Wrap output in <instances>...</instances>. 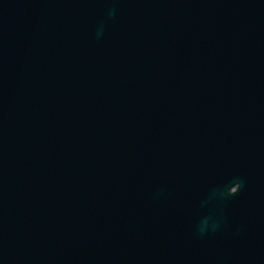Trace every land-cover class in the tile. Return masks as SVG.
<instances>
[{"label": "water", "instance_id": "obj_1", "mask_svg": "<svg viewBox=\"0 0 264 264\" xmlns=\"http://www.w3.org/2000/svg\"><path fill=\"white\" fill-rule=\"evenodd\" d=\"M0 264H264V0H0Z\"/></svg>", "mask_w": 264, "mask_h": 264}]
</instances>
